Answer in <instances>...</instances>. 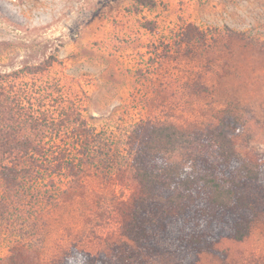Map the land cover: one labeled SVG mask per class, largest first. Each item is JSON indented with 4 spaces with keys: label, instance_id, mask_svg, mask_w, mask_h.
I'll return each mask as SVG.
<instances>
[{
    "label": "rangeland",
    "instance_id": "obj_1",
    "mask_svg": "<svg viewBox=\"0 0 264 264\" xmlns=\"http://www.w3.org/2000/svg\"><path fill=\"white\" fill-rule=\"evenodd\" d=\"M156 1L0 0V105L16 113L19 137L77 155L79 116L120 157L116 169L76 167L73 178L0 168V264H58L75 244L98 253L129 221L147 127L206 130L232 110L241 127L227 135L230 150L264 164V0ZM28 115L54 129L34 132ZM202 151L186 140L168 158L189 168ZM9 152L0 148L11 165ZM198 264H264V223Z\"/></svg>",
    "mask_w": 264,
    "mask_h": 264
},
{
    "label": "trees",
    "instance_id": "obj_2",
    "mask_svg": "<svg viewBox=\"0 0 264 264\" xmlns=\"http://www.w3.org/2000/svg\"><path fill=\"white\" fill-rule=\"evenodd\" d=\"M136 1L145 7L158 5L156 0ZM5 109L0 105L3 116L7 115L0 121L6 129L0 148L7 147L12 158L11 165L4 164L0 153V168L4 171L11 173L22 165L27 166L21 170L33 171V165L53 174L68 172L73 178L77 177L72 173L76 167L82 172L99 163L108 171L120 166L116 147L101 140L79 116L76 122L83 134L70 142L78 153L66 155L47 149L46 137L20 138L14 126L18 122L16 113ZM28 117L33 118L29 123L34 132L43 127L45 135L46 128L54 129L53 119ZM39 121L44 122L40 125ZM240 127L232 110H226L220 123L206 130L188 132L172 125L147 127L148 137L132 157L139 190L133 198L129 221L104 240L98 253L75 244L58 264H198L203 254L215 252L223 240L248 239L255 227L264 223V164L252 163L230 150L227 135ZM138 134L133 145L141 138V130ZM186 140L204 149L189 168L168 158ZM105 147L110 155L103 151ZM11 178L8 175L7 179Z\"/></svg>",
    "mask_w": 264,
    "mask_h": 264
}]
</instances>
